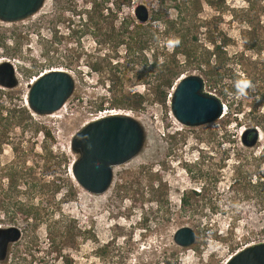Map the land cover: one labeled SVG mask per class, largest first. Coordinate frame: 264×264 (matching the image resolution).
<instances>
[{
	"label": "rangeland",
	"instance_id": "rangeland-1",
	"mask_svg": "<svg viewBox=\"0 0 264 264\" xmlns=\"http://www.w3.org/2000/svg\"><path fill=\"white\" fill-rule=\"evenodd\" d=\"M139 3L146 20L135 15ZM156 12L175 27L166 31ZM141 23L153 36L136 48L135 63L125 62L124 32ZM178 35L193 52H177L171 66L179 77L201 75L203 90L223 103L211 121L180 122L170 107L172 87L164 102L155 92L168 72L141 61L162 46L171 52ZM3 59L19 83L0 86V104L25 106L31 118L0 140V224L21 229L0 264H223L264 240V0H44L25 18L0 19ZM117 60L120 81H109ZM49 69L70 71L74 88L64 110L39 114L28 106V82ZM242 78L254 90L237 98L234 82ZM112 112L135 117L144 141L112 166L107 189L93 193L73 177L71 138ZM11 159L21 166L2 165ZM18 167L23 177L6 194ZM29 204L35 215L25 217L18 207ZM185 224L196 236L180 246L173 232Z\"/></svg>",
	"mask_w": 264,
	"mask_h": 264
},
{
	"label": "water",
	"instance_id": "water-1",
	"mask_svg": "<svg viewBox=\"0 0 264 264\" xmlns=\"http://www.w3.org/2000/svg\"><path fill=\"white\" fill-rule=\"evenodd\" d=\"M44 0H0V19L15 21L25 18L39 9ZM135 15L146 20L145 4L135 7ZM19 83L13 63L0 60V86L13 87ZM70 71L49 69L40 72L28 82L26 99L28 106L43 114L59 108L74 88ZM204 80L199 74L180 76L170 94V107L174 116L184 124H198L217 118L223 103L212 92L203 90ZM256 132L247 140L253 144ZM144 141L141 123L125 112H112L85 122L74 132L71 148L78 154L71 170L75 180L86 190L101 193L107 189L112 178V166L135 155ZM18 225L0 224V260L7 255L10 242L20 237ZM196 232L190 225H181L173 232V240L180 246H188L195 240ZM223 264H264V240L247 244L232 253Z\"/></svg>",
	"mask_w": 264,
	"mask_h": 264
},
{
	"label": "trees",
	"instance_id": "trees-1",
	"mask_svg": "<svg viewBox=\"0 0 264 264\" xmlns=\"http://www.w3.org/2000/svg\"><path fill=\"white\" fill-rule=\"evenodd\" d=\"M154 17H158V18H162V15L159 12H156ZM163 28L166 31L170 30V26L171 27H175L176 21H171L169 23L166 22L165 19H163ZM124 22H130V20L128 18H126L124 20ZM167 25V26H166ZM136 30L134 29L133 32L127 31L125 30V49H124V54H125V62H130V63H135L136 59L138 58V54H137V50L136 48H144L148 42L149 39V35L153 36V33H149L148 31V26H146L145 24H137L136 25ZM140 27H143V31L140 30ZM146 29V30H145ZM147 33V34H146ZM146 34V36H145ZM178 39H179V43L177 44L176 42L173 44L171 52H167V49L165 48V46L161 47V50L154 52V54L149 53L151 55V58H147L146 54L143 55L144 59L141 61H144V63L146 64V66H160L162 70H165V72H168L166 74H162L161 75V79L159 81V83H157V85L155 86V92L158 95L157 100L164 102L166 97H167V93L169 90H167L166 88L172 87L174 86V82H176L175 78H178V70L176 68H174L175 66H171L172 61L175 57V54H177V52L181 51L184 55H186L187 57H189L190 53L193 52V50L191 48H186L184 46H182V40L180 38H182L180 35H178ZM136 45V46H135ZM200 61H204L203 58H200L198 60ZM205 62H207V60H205ZM209 62V61H208ZM207 62V63H208ZM149 63V64H148ZM119 64V61H115L113 64H111V66L114 69L112 70V74L113 77H108L109 81H120V73L121 71H119V69H117V65ZM96 69H100V66H95ZM119 73V74H118ZM146 81V80H145ZM144 81V82H145ZM3 88H0V93H2ZM172 90L169 92L171 94ZM225 93V92H223ZM136 94L142 96V92H136ZM169 94V95H170ZM101 109L102 105L99 106ZM31 118V114L28 110L27 107L25 106H21L19 104L15 105L13 104L12 106H4L3 104H0V140L7 139V132L10 128L14 127V125H19L21 123L22 120H24L25 118ZM26 122H24L25 124ZM7 136V137H6ZM17 158L20 157V155H16ZM23 160V159H22ZM24 161V160H23ZM20 162V160H19ZM17 161V163H19ZM15 160H9L8 162L3 163L2 165L6 168H11L12 166H15L16 164ZM19 166H21V164L19 163ZM15 174L17 175L15 177ZM24 173L23 171L20 169V167L14 169V175H13V179L11 178V182L9 181L8 185L6 188H2V190L6 193V194H13L11 191V188L14 187V183L16 184V182H13L12 180H16V179H20L22 178ZM34 186V185H33ZM17 202H19L18 200H16ZM181 201L183 203V206L185 205V203L187 202L186 197L183 195L181 197ZM32 204L27 205V207L19 205L18 210L21 211V213H23V216H28L32 213ZM33 215H35V213H32Z\"/></svg>",
	"mask_w": 264,
	"mask_h": 264
},
{
	"label": "clouds",
	"instance_id": "clouds-1",
	"mask_svg": "<svg viewBox=\"0 0 264 264\" xmlns=\"http://www.w3.org/2000/svg\"><path fill=\"white\" fill-rule=\"evenodd\" d=\"M176 43H179V39H176ZM234 88H235V96L237 98L241 97H247L250 93V91L254 90V85L252 84L251 80H248L246 78L237 79L234 82Z\"/></svg>",
	"mask_w": 264,
	"mask_h": 264
},
{
	"label": "bare ground",
	"instance_id": "bare-ground-1",
	"mask_svg": "<svg viewBox=\"0 0 264 264\" xmlns=\"http://www.w3.org/2000/svg\"><path fill=\"white\" fill-rule=\"evenodd\" d=\"M67 104V100L59 107V108H57L56 110H54V111H51V112H58V111H61V110H64V107H65V105ZM115 113V112H114ZM102 116V115H101Z\"/></svg>",
	"mask_w": 264,
	"mask_h": 264
}]
</instances>
